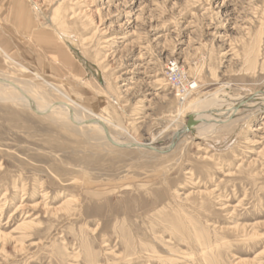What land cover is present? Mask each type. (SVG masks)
<instances>
[{"label": "rangeland", "instance_id": "1", "mask_svg": "<svg viewBox=\"0 0 264 264\" xmlns=\"http://www.w3.org/2000/svg\"><path fill=\"white\" fill-rule=\"evenodd\" d=\"M11 2L33 35L48 32L82 59L80 90L56 88L116 125L111 132L127 129L129 141L165 150L208 95L264 91V0ZM124 32L132 36L102 43ZM173 64L186 88L198 85L189 97L169 81ZM0 73L62 99L7 57ZM8 102L0 101V264H264V113L245 107L232 132L189 133L161 154L106 146L87 137L93 131Z\"/></svg>", "mask_w": 264, "mask_h": 264}, {"label": "bare ground", "instance_id": "2", "mask_svg": "<svg viewBox=\"0 0 264 264\" xmlns=\"http://www.w3.org/2000/svg\"><path fill=\"white\" fill-rule=\"evenodd\" d=\"M129 14H131V12ZM72 16L76 17L77 12L72 13ZM136 19H138V16H136ZM133 24H135V21H129L125 24L124 28H126V30H132L134 29V27L132 26ZM129 36H132L130 35V32H124L119 35L107 36L103 38L102 43L106 44V46H111L116 44L118 40H128L127 37ZM72 49L74 48L72 47ZM7 59L19 66L20 68L33 74L37 80H41V82L43 81V84L46 85L49 90H54L59 93L62 99L58 100V102L56 100L52 101L49 97L48 92L40 88L38 84L32 82L31 80L17 79L0 73V101H6V103L8 101V103L13 102L15 103V105L17 104L19 106H23L24 108L30 110L36 115L47 116L52 120L50 121L54 124L61 123L64 126H73L75 127V130L76 128H78L87 129V132L93 131L94 136L93 134L91 135V133H88L87 137L89 139H101L106 146H110L112 148L117 147L126 149L134 147V149L137 150L144 149L153 153H155L154 151L158 152V150H161L155 148L151 141L143 142L139 141L138 139H133L129 141L126 138H123L125 136L122 137V135H128L129 131L122 127H120L121 134H118V132H111L112 127H116V125L110 123L98 114L73 101L65 93L57 89L55 84H53L49 80H46L45 78H42L40 74H36V72L32 71L28 66L26 67L22 64H19L18 61L12 58L7 57ZM86 65L88 66L90 71H94V68L91 67L88 63H86ZM132 74L133 71H127L124 72L120 78H122L124 81H128ZM193 84L195 86V88H193L194 90L186 92L185 94H183L184 96L189 97V95H191L194 91L198 89L197 83L194 82ZM188 90L186 89V91ZM125 92L131 94V89L128 88ZM180 102L184 106L186 101L185 99H183ZM245 107H251L253 109H256L259 113H264V91L259 93L258 95L256 94L251 97L244 96L239 98L232 97V94L230 92H225V94H220V92L210 94L203 100H200V102H198L197 104L195 103L193 104V106H191L192 109L187 114V116H194L195 124L193 128L190 130L187 129V119L181 129L178 130L176 137H174L175 139H177V142H179L180 139H182L183 137H187L189 133H194L195 136H203L208 134L214 136L223 131L224 133L225 131L232 132V130H235V128L238 127L240 121L244 120L240 119L241 116L240 118L237 116L240 113L241 109ZM99 122H102V124ZM87 137L85 139H87ZM167 149L169 150L168 152H171L174 147L171 148V146H169ZM74 200L75 199L73 198H68V200H65V202L62 204L60 209L62 211L68 212V210H70L71 203H73ZM24 226V223L20 225V227Z\"/></svg>", "mask_w": 264, "mask_h": 264}, {"label": "crops", "instance_id": "3", "mask_svg": "<svg viewBox=\"0 0 264 264\" xmlns=\"http://www.w3.org/2000/svg\"><path fill=\"white\" fill-rule=\"evenodd\" d=\"M17 12L10 0H0V62L7 56L46 80L80 90L85 77L81 58L48 32L33 35L32 19L20 18Z\"/></svg>", "mask_w": 264, "mask_h": 264}, {"label": "built area", "instance_id": "4", "mask_svg": "<svg viewBox=\"0 0 264 264\" xmlns=\"http://www.w3.org/2000/svg\"><path fill=\"white\" fill-rule=\"evenodd\" d=\"M170 72H169V81L170 83L173 85L174 88H176L177 90H182L184 93L189 92L191 90H193V88H195L194 85H192L191 87L185 88V85L182 84V73H180L177 69V65L173 64L171 68H169ZM186 89L188 91H186Z\"/></svg>", "mask_w": 264, "mask_h": 264}, {"label": "water", "instance_id": "5", "mask_svg": "<svg viewBox=\"0 0 264 264\" xmlns=\"http://www.w3.org/2000/svg\"><path fill=\"white\" fill-rule=\"evenodd\" d=\"M188 121H187V129L190 130L193 128L194 124H195V118L194 116L192 115H189L188 116ZM102 124V122H99ZM176 143H177V139L174 140L173 144L171 145V148L175 147L176 146ZM170 149V148H169ZM169 150L168 149H165V150H158V153H167Z\"/></svg>", "mask_w": 264, "mask_h": 264}]
</instances>
